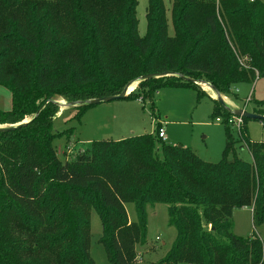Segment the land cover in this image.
Wrapping results in <instances>:
<instances>
[{
    "label": "trees",
    "instance_id": "trees-1",
    "mask_svg": "<svg viewBox=\"0 0 264 264\" xmlns=\"http://www.w3.org/2000/svg\"><path fill=\"white\" fill-rule=\"evenodd\" d=\"M137 6V0H0V85L13 102L12 111L0 112V124L33 115L0 131V236L16 231V257L2 249L0 264H95L92 210L109 261L134 264L137 246L147 244V206L157 204L167 206L176 238L156 264L264 263L262 240L235 235L231 220L235 209L251 207L255 227L264 224V141H251L243 118L239 145L252 161L240 159L228 129L233 114L218 101L227 125L219 163L165 144L160 124L156 137L93 141L73 159L58 158L57 99L118 96L134 82L138 88L125 99L143 101L165 88L200 97L206 93L199 83L227 97L236 85L264 77V0H174L173 37L164 0H149L143 38ZM92 106L73 108L81 115ZM258 108L253 113L263 117L264 102Z\"/></svg>",
    "mask_w": 264,
    "mask_h": 264
},
{
    "label": "rangeland",
    "instance_id": "rangeland-1",
    "mask_svg": "<svg viewBox=\"0 0 264 264\" xmlns=\"http://www.w3.org/2000/svg\"><path fill=\"white\" fill-rule=\"evenodd\" d=\"M137 1L138 34L143 38L147 34L146 14L149 0ZM173 1L164 0L170 37L175 35L172 21ZM134 83L129 86L128 94L138 88L139 82ZM199 85L206 95L199 97L192 89L165 88L157 91L153 97L142 96L143 101L132 98L105 102L89 107L81 115H78V110L69 106V103L57 99L58 114L53 129L54 134L59 133V136L54 139L53 146L58 158L63 162L66 159H73L79 152L89 149L93 141H117L143 134H152L156 137L157 127L160 124L166 134L165 144L182 145L206 162L219 163L223 159L227 125L223 121L222 112H217V104L213 102V100L217 101L216 93L207 84L199 83ZM131 86H133L132 90H130ZM222 98L229 110H241L246 105V111L253 113L259 109V102H264V77H259L252 83L238 84L227 97L222 96ZM12 109V94L10 90L0 85V112H10ZM31 118L33 115L25 117L16 124H0V128L17 126L29 122ZM218 118L221 122L216 121ZM246 128L251 141H264V126L259 120L250 119L246 123ZM228 129L236 144L238 156L244 162L250 163L252 158L248 149L246 147L241 149L239 145L241 139L238 128L230 125ZM126 210L129 220L135 221L134 205L127 204ZM146 214L147 244L137 246L138 253L134 264H156L166 255L176 238V230L169 226L166 205L147 206ZM231 220L232 232L235 235L248 237L255 233L262 240L264 256V224L255 227L252 208L235 209ZM90 231V254L95 264H112L104 246L100 243L102 223L95 210L90 212ZM2 249L6 250L8 255L16 257L15 229L0 236V254L3 253Z\"/></svg>",
    "mask_w": 264,
    "mask_h": 264
},
{
    "label": "water",
    "instance_id": "water-1",
    "mask_svg": "<svg viewBox=\"0 0 264 264\" xmlns=\"http://www.w3.org/2000/svg\"><path fill=\"white\" fill-rule=\"evenodd\" d=\"M150 76H144L142 78V80H147L149 79ZM133 84V83H131ZM130 84V85H131ZM202 84H206V83H202ZM128 85L120 95L118 96H111V97H104V98H100V99H96V100H91V101H87V102H74V103H69L68 105L69 106H78V105H82V104H89V105H98V104H101V103H105V102H111V101H116V100H121V99H125L129 94H128V90H129V86ZM209 86V85H208ZM217 95V101L219 103H221L223 106L226 107V104L222 98V96L220 95V93L213 87L209 86ZM57 104H59L58 102H56ZM62 105V104H60ZM230 111L232 112V114L236 117H242V118H245V119H252V120H262L264 119V117L260 116V115H257V114H253V113H248L247 111H244V110H232L230 109ZM39 114V113H38ZM38 114L36 116H38ZM28 122H25L23 124H19L17 126H11V127H8V128H0V131H11V130H14L20 126H23L25 124H27Z\"/></svg>",
    "mask_w": 264,
    "mask_h": 264
},
{
    "label": "built area",
    "instance_id": "built-area-1",
    "mask_svg": "<svg viewBox=\"0 0 264 264\" xmlns=\"http://www.w3.org/2000/svg\"><path fill=\"white\" fill-rule=\"evenodd\" d=\"M249 102V99L247 100V103ZM244 111H246V105L244 106V108L242 109ZM217 122H221V119H217ZM228 123L230 125H234L238 128L239 132L242 129V125H243V118L242 117H236L234 115H232L229 119H228ZM263 124V123H262ZM264 126V124H263ZM159 138L162 139L164 142H166V134L164 129L161 127V129L159 130V134H158Z\"/></svg>",
    "mask_w": 264,
    "mask_h": 264
},
{
    "label": "bare ground",
    "instance_id": "bare-ground-1",
    "mask_svg": "<svg viewBox=\"0 0 264 264\" xmlns=\"http://www.w3.org/2000/svg\"><path fill=\"white\" fill-rule=\"evenodd\" d=\"M135 84V83H134ZM206 89H208V87L207 86H204ZM133 89V86H131L130 87V90H132ZM211 93V92H210ZM229 102V101H228Z\"/></svg>",
    "mask_w": 264,
    "mask_h": 264
}]
</instances>
